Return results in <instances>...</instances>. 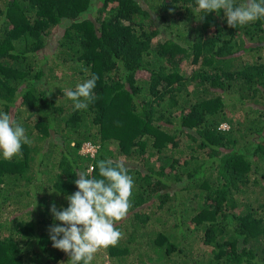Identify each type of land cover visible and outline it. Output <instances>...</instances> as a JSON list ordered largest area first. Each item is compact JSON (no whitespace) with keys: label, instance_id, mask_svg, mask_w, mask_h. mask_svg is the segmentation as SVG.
Instances as JSON below:
<instances>
[{"label":"trees","instance_id":"1","mask_svg":"<svg viewBox=\"0 0 264 264\" xmlns=\"http://www.w3.org/2000/svg\"><path fill=\"white\" fill-rule=\"evenodd\" d=\"M56 62L78 84L99 76L86 110ZM0 111L31 141L0 152V264H73L50 208L78 174L102 178L101 159L134 179L102 247L117 264H264V19L229 27L196 0H0Z\"/></svg>","mask_w":264,"mask_h":264},{"label":"clouds","instance_id":"2","mask_svg":"<svg viewBox=\"0 0 264 264\" xmlns=\"http://www.w3.org/2000/svg\"><path fill=\"white\" fill-rule=\"evenodd\" d=\"M196 3L206 13L223 9L228 26L233 28L264 19V0H244L240 4L235 0H196ZM98 80L99 76L93 73L75 89L64 90L75 110H86L97 99L94 89ZM228 127L226 122L221 124V128ZM30 143L25 129L8 112L0 111L3 156L12 158L21 154L22 145ZM94 167H98L102 178L78 174L74 181L78 191L66 197L67 208L58 209L55 203L50 208L54 220L61 222L49 227L52 247L68 254L73 264H90L98 249L116 245L122 233L113 221L124 218L131 206L134 179L126 166L112 159H101Z\"/></svg>","mask_w":264,"mask_h":264},{"label":"rangeland","instance_id":"3","mask_svg":"<svg viewBox=\"0 0 264 264\" xmlns=\"http://www.w3.org/2000/svg\"><path fill=\"white\" fill-rule=\"evenodd\" d=\"M162 24H166L165 22ZM166 25H164V27H166ZM173 32L170 28L167 29H163L162 34L159 36L160 39H164L165 37L169 36V34ZM58 35L52 38V41L50 42V45L52 48V50L54 51V49L56 48L55 45L57 43V39H58ZM52 60V58L50 59ZM51 65H53L55 68V71L52 72L53 74V78L54 80H56V82H58L60 85H62L63 88L65 89H70L72 87H76V85L80 82L78 77L73 73V69L69 68V67H63L60 68L61 66H57V62L56 63H51ZM186 65V63H185ZM94 258H93V263L90 264H117L115 260H113L111 257H109L107 255V253L105 252L104 249L100 248L97 250L96 253H94ZM134 264V263H131Z\"/></svg>","mask_w":264,"mask_h":264},{"label":"built area","instance_id":"4","mask_svg":"<svg viewBox=\"0 0 264 264\" xmlns=\"http://www.w3.org/2000/svg\"><path fill=\"white\" fill-rule=\"evenodd\" d=\"M226 126V125H223ZM97 151V146L92 144L91 142L84 143L81 152L84 154H90L92 157L95 156V153ZM93 169V166L90 167V170Z\"/></svg>","mask_w":264,"mask_h":264}]
</instances>
